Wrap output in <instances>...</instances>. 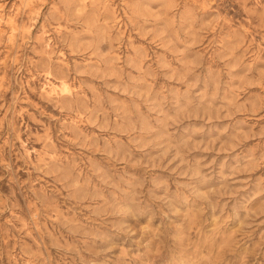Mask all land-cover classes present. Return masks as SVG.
I'll return each instance as SVG.
<instances>
[{
	"label": "clouds",
	"instance_id": "1",
	"mask_svg": "<svg viewBox=\"0 0 264 264\" xmlns=\"http://www.w3.org/2000/svg\"><path fill=\"white\" fill-rule=\"evenodd\" d=\"M0 264H264V0H0Z\"/></svg>",
	"mask_w": 264,
	"mask_h": 264
}]
</instances>
